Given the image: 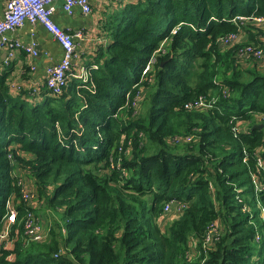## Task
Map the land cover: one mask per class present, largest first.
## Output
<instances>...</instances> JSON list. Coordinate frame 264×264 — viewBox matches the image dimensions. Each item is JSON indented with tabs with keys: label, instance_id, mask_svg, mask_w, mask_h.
<instances>
[{
	"label": "trees",
	"instance_id": "trees-1",
	"mask_svg": "<svg viewBox=\"0 0 264 264\" xmlns=\"http://www.w3.org/2000/svg\"><path fill=\"white\" fill-rule=\"evenodd\" d=\"M252 14L264 0L126 2L104 19L87 79L15 94L2 75L0 232L12 208L56 214L46 240L22 230L2 245L0 264H264V54H238L264 49V26L235 20ZM239 27L245 39L224 46ZM201 95L212 106L185 108ZM171 199L182 212L165 211Z\"/></svg>",
	"mask_w": 264,
	"mask_h": 264
},
{
	"label": "built area",
	"instance_id": "built-area-1",
	"mask_svg": "<svg viewBox=\"0 0 264 264\" xmlns=\"http://www.w3.org/2000/svg\"><path fill=\"white\" fill-rule=\"evenodd\" d=\"M56 0H7L4 12L0 15V48L5 49L8 53V61L10 63L19 51H25L29 57H33L37 54L36 45L34 40L31 44H26L20 41L18 38L10 37L9 32L15 31L17 28L30 22L34 27L37 24L43 25L47 31H49L53 37L63 47L62 59L56 63L50 64L45 70V82L44 86L54 93H62L63 90L69 85L72 76L83 77L87 79L88 68L82 64L79 66V73L73 71L75 68V62L80 57L79 44L80 41L86 40L87 29L78 28L75 30L66 29L62 27L57 21H55L53 14L56 9ZM64 11L73 14L76 7L81 8L84 16L90 15L93 10V4L90 0H62ZM236 21H241L245 24L246 21H254L257 24L264 26V15L252 14L249 16L236 15ZM240 30L232 33L221 35L220 42L227 47L235 46L237 43H241L246 35L245 29L239 27ZM34 30V29H33ZM259 37V36H258ZM261 44L248 45L241 47L238 51L240 56L245 58L251 57L252 54L256 56H263L264 49ZM156 58L153 57L152 61ZM97 67V65H94ZM150 69V65H146L143 69V73H146ZM10 84V83H9ZM10 86H16L19 90L22 85L17 83H11ZM39 89L34 87L32 92H37ZM140 94V93H139ZM136 107L135 103H132ZM212 106V102L206 99V96L201 95L194 101L187 102L185 108L199 109ZM243 125L241 119L237 118L234 123L233 131L235 134L239 132L240 127ZM193 134L175 135L170 138L173 143H182L192 141ZM18 183L21 185V189L24 192L25 200L30 201L33 199L34 194L30 189V181L26 178L25 174H18ZM186 205L184 201L178 199H171L166 203L165 211L169 212L171 208H175V213H180L183 207ZM33 206L40 208L42 202L35 201ZM264 217V216H263ZM51 222L45 223L41 214L34 208H29L22 217L19 218L18 209L12 208L6 215L3 223V228L0 232V247L13 248L15 241L20 236L23 230L24 235L31 240L44 241L46 240L52 230ZM63 231L66 229L63 227ZM220 231L219 223L213 222L208 228V232L204 238V249L208 248L213 243V237ZM259 234L256 239H259ZM10 242L11 246L8 245ZM58 254V253H56ZM12 257V255H10Z\"/></svg>",
	"mask_w": 264,
	"mask_h": 264
},
{
	"label": "crops",
	"instance_id": "crops-1",
	"mask_svg": "<svg viewBox=\"0 0 264 264\" xmlns=\"http://www.w3.org/2000/svg\"><path fill=\"white\" fill-rule=\"evenodd\" d=\"M7 0H0V15L3 14ZM94 10L90 15L84 16L81 8L76 7L73 14L63 9L62 0H56V9L53 17L62 27L75 30L78 28L87 29L86 40L80 41L79 51L80 57L75 62V67L87 61L94 52L98 43L107 42L108 39L101 32L104 25V19L108 14L122 8L126 2L136 0H90ZM34 29V30H33ZM10 37L18 38L20 41L31 44L36 41L37 54L33 57L25 51H19L13 58V61L7 63L8 53L5 49L0 48V77L7 74L8 84L17 83L33 90L34 87L40 90L45 82V70L50 64L60 61L63 55V47L46 28L37 24L35 27L26 22L25 25L17 28L15 31L9 32ZM259 38V37H258ZM260 38L264 39V33H260ZM9 84V85H10ZM11 91L18 93L16 86H10ZM39 90L37 92H39ZM32 93V92H30Z\"/></svg>",
	"mask_w": 264,
	"mask_h": 264
},
{
	"label": "rangeland",
	"instance_id": "rangeland-1",
	"mask_svg": "<svg viewBox=\"0 0 264 264\" xmlns=\"http://www.w3.org/2000/svg\"><path fill=\"white\" fill-rule=\"evenodd\" d=\"M144 93H142L141 95H143ZM141 98H142V96H141ZM41 209H42V212H43V214H41L42 216L41 217H43V221L45 222V223H47L48 224V222H52L53 221V217H54V215L56 214L55 213V211L54 212H52V211H48V210H46V208L43 206H41L40 207ZM45 211H46V213H45ZM171 214H175V212H176V210H175V208L173 207V208H171L170 209V211H169ZM46 217V218H45ZM51 224H53V223H51ZM11 243L10 242H8V245L9 246H11L10 245Z\"/></svg>",
	"mask_w": 264,
	"mask_h": 264
},
{
	"label": "water",
	"instance_id": "water-1",
	"mask_svg": "<svg viewBox=\"0 0 264 264\" xmlns=\"http://www.w3.org/2000/svg\"><path fill=\"white\" fill-rule=\"evenodd\" d=\"M256 125V124H255ZM262 125V124H259V126Z\"/></svg>",
	"mask_w": 264,
	"mask_h": 264
}]
</instances>
